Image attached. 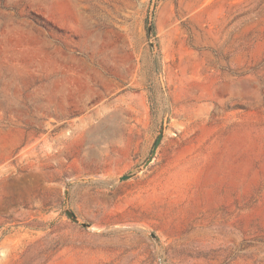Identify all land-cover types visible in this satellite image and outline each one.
Wrapping results in <instances>:
<instances>
[{"label":"rangeland","instance_id":"1","mask_svg":"<svg viewBox=\"0 0 264 264\" xmlns=\"http://www.w3.org/2000/svg\"><path fill=\"white\" fill-rule=\"evenodd\" d=\"M0 264H264V0H0Z\"/></svg>","mask_w":264,"mask_h":264},{"label":"water","instance_id":"2","mask_svg":"<svg viewBox=\"0 0 264 264\" xmlns=\"http://www.w3.org/2000/svg\"><path fill=\"white\" fill-rule=\"evenodd\" d=\"M150 31H151V27H150ZM163 137H164V133L162 132L161 135H160V137L158 138V140H157L155 146H154L153 153H152V157H151V158L147 161V163H146V167H147L148 165L151 164V162L153 161L154 157L156 156V152H157V150H158V148H159V146H160V144H161V142H162ZM130 177H131V176H125V177L123 178V180L129 179ZM67 215H68V217L71 218L73 221H75V222H79L78 219L76 218V215H75L74 213H72V212H70V211H67ZM85 226H86V225H85Z\"/></svg>","mask_w":264,"mask_h":264}]
</instances>
